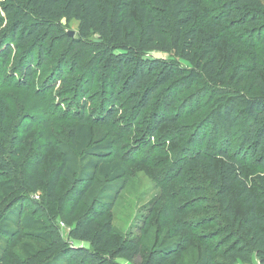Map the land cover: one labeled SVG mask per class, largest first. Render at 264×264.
Instances as JSON below:
<instances>
[{
    "label": "rangeland",
    "instance_id": "374dc122",
    "mask_svg": "<svg viewBox=\"0 0 264 264\" xmlns=\"http://www.w3.org/2000/svg\"><path fill=\"white\" fill-rule=\"evenodd\" d=\"M139 1L145 4L152 0ZM162 1L169 4V0ZM190 1L200 5L199 12H195L196 25L202 24L198 33L202 30L205 35H212L211 43L218 44V63L224 64L233 49L232 65H248L253 54L258 62H264V43L259 32L246 33L229 24L215 27L211 17L216 0ZM7 2L0 0V37L10 27ZM62 26L66 37L78 38L76 21H63ZM4 43L0 40V160L6 164L0 168V224L21 204L19 221L24 216L42 221L38 231L46 233L49 242L37 232L19 227H12V235L0 231V264H145L165 236V243L177 241L182 245L175 255L176 264H197L208 252L214 264H229V246L242 243L245 238L241 220L249 205L241 195L244 186L256 201V213L264 219V164L251 158L250 145H244L242 138H226L222 143V132L216 138L209 128L205 129L203 122L210 113L209 107L193 118H184L203 90L179 96L181 104L187 102V110L174 126L155 128L154 106L140 110L133 120L139 109L137 103L120 93L121 85L114 91L113 101L108 100L107 90L102 96L103 84L97 73L91 81V69L83 76L84 89L89 93L86 102L78 93L70 92L73 85L63 83L59 77L74 68L73 77L77 79L91 56L71 52L70 41L62 35L42 42L41 52L36 49L32 58L30 76L24 78V53L15 43H8L10 51L2 56ZM145 58L175 62L177 67L186 69L193 67L173 53L153 51ZM205 79L198 82L208 84ZM242 79L235 87L239 95L258 90L253 75L246 72ZM108 83L112 84V80ZM211 83L222 85L216 78ZM176 112L177 109L173 114ZM109 113H114L111 118H107ZM79 124L91 127V144L86 149L108 141L113 144L112 156L101 163H110L120 170L116 182L111 176L97 174L89 194L82 199L74 194L76 180L92 156L73 145L72 132ZM220 149L237 155L241 163L247 162L240 182L233 185L226 199L217 181V171L225 164ZM53 178L57 184L54 195L49 197L46 191ZM115 183L119 188L112 201L101 198ZM95 197L109 203L108 211L100 214L97 228L102 230L104 223L110 222L113 229L109 243L99 247L69 236L77 222L98 206ZM133 239L140 244L138 256L115 255V249ZM70 249L85 250L87 258L72 256ZM235 264L260 261L252 253L247 263Z\"/></svg>",
    "mask_w": 264,
    "mask_h": 264
},
{
    "label": "trees",
    "instance_id": "16d2710c",
    "mask_svg": "<svg viewBox=\"0 0 264 264\" xmlns=\"http://www.w3.org/2000/svg\"><path fill=\"white\" fill-rule=\"evenodd\" d=\"M6 1L10 27L7 34L0 37L5 42L2 56L10 51L8 43H15L21 49L25 58L21 78L30 76L32 58L36 49L41 52L42 42L54 38L55 35H62L70 41L71 52L81 51L82 56H91V61L81 68V76L77 79L73 77L74 68L68 73L62 71L63 75L59 77L63 83L73 85L70 92L78 93L82 101L86 102L85 99L89 96L84 89L86 83L83 82V76L91 69V81L97 73L103 84L102 96L104 90H107L110 96L108 100L113 101L114 91L121 85L120 93L128 97L130 102L137 103L139 109L133 115V120L138 118L140 110L154 106L156 112L153 122L155 128H158L160 125L174 126L183 118L187 102L181 104L178 101L179 96L201 89L203 93L197 95L195 105L189 106V111H186L188 115L184 118H193L209 107L210 113L203 122L205 129L209 128L216 138L222 132L225 136L221 138L222 143L226 138H242L244 145H250L251 158L264 164V62H258L253 54L248 65H232L231 60L235 58L233 49L224 64L218 63V44L211 43L214 37L205 35L202 30L198 33L202 25H196L195 12L200 10L198 1L191 3L190 0H169V4L162 0H152L145 4H141L139 0ZM262 1L216 0L211 20L215 27L229 24L235 28L239 26L246 33L259 32L262 35L261 43H264ZM71 20L78 24L77 39L66 37L63 32L62 22L68 23ZM153 51L173 53L193 67L186 69L177 67L175 62L146 59L145 55ZM246 72L254 76L259 88L249 94L239 95L235 87L242 83V76ZM204 77L208 84L202 85L198 80ZM215 78L222 85L218 87L211 83ZM110 79L112 84L108 83ZM87 90L90 91L89 87ZM175 109L177 112L173 114ZM113 114L109 113L107 118H111ZM79 120L84 121L83 113L79 115ZM76 128L72 132L73 145L75 149L83 151L91 144V127L79 124ZM220 150L225 164L217 171V181L220 193L226 199L233 185L240 182L243 166L247 162L241 163L237 155H229L228 151ZM85 151L92 158L87 160L76 180L74 194H77V199L89 194L97 174L111 176L115 182L120 176V170L115 165L101 163L113 154V144L110 141ZM64 153L68 155L67 151ZM1 167H6L2 159ZM56 184L55 178L49 182L47 196L54 195ZM1 185H5V182ZM109 188H106L101 198L112 201L118 191V183ZM241 195L249 205L248 213L241 220V232L245 238L242 243L230 245L226 256L230 259L229 264L247 263L250 255L254 253L260 264H264V219L256 213V201L245 186ZM94 202L98 206L90 209L77 222L69 236L99 247L109 243L113 229L110 222L104 223L102 230L97 228L100 214L108 211L106 207L109 203L99 201L96 197ZM18 206L1 222L0 231L12 235V227H19L37 232V236L48 243L49 236L38 231L42 229V221L30 216H24L19 221L17 214L21 210V204ZM166 238L165 236L163 243L150 252L145 264H176L175 255L182 245L177 241L165 243ZM115 252L116 256L134 258L140 253V244L133 239L128 245H120ZM69 254L87 258L85 250L70 249ZM197 264H214L211 253H206Z\"/></svg>",
    "mask_w": 264,
    "mask_h": 264
},
{
    "label": "water",
    "instance_id": "95a60500",
    "mask_svg": "<svg viewBox=\"0 0 264 264\" xmlns=\"http://www.w3.org/2000/svg\"><path fill=\"white\" fill-rule=\"evenodd\" d=\"M73 34L71 33V36H72Z\"/></svg>",
    "mask_w": 264,
    "mask_h": 264
}]
</instances>
